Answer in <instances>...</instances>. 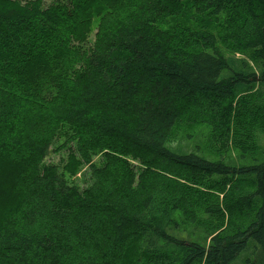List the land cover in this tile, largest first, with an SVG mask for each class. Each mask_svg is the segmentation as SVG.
Here are the masks:
<instances>
[{
	"label": "trees",
	"instance_id": "obj_1",
	"mask_svg": "<svg viewBox=\"0 0 264 264\" xmlns=\"http://www.w3.org/2000/svg\"><path fill=\"white\" fill-rule=\"evenodd\" d=\"M90 1L66 11L0 0V163L17 151L36 164L48 156L52 138L20 125L34 113L86 136L77 145L90 170L84 192L60 165L13 181L0 204V264H264V156L228 167L185 152L180 138L181 128L204 125L227 143L234 101L264 85V0H188L211 19L242 9L219 38L163 30L176 10L126 0L85 46ZM220 40L253 51L260 72L225 58ZM105 140L133 163L120 181L89 158ZM236 176L246 191L226 200Z\"/></svg>",
	"mask_w": 264,
	"mask_h": 264
},
{
	"label": "rangeland",
	"instance_id": "obj_2",
	"mask_svg": "<svg viewBox=\"0 0 264 264\" xmlns=\"http://www.w3.org/2000/svg\"><path fill=\"white\" fill-rule=\"evenodd\" d=\"M21 5H27L32 0H15ZM126 0H91L92 21L88 27L89 34L87 40L79 43L91 46L95 40H99L104 32L107 22L112 19L115 13L122 9V3ZM166 8L176 10V17L170 18L166 25L161 26L163 30L186 28L194 32H211L217 38L226 34L230 23L238 18L242 9L237 7L226 8L219 19H211L206 14H196L190 6L188 0H162ZM79 0H41L43 8L59 7L66 11L76 9ZM85 8L81 9V14ZM241 22H243L244 17ZM218 48L225 58L233 62H240L246 67L245 71L258 74L260 61L251 50L244 49L237 42L218 41ZM40 109L39 106L36 107ZM43 109H41L42 111ZM235 117L233 120V131L227 143L214 141L215 133L204 125L186 126L181 128V140L184 141L185 152L192 151L200 157L218 162L226 166H233L238 169L252 166L253 160H259L264 156V85L255 86L245 94L239 96L234 101ZM21 126L24 132L38 139L52 138L53 146L48 156L39 164L28 154L17 151L11 157V161L6 160L0 163V204L8 199L10 192L14 189L13 181L20 184H28V180L35 174H39L42 166L60 165V172L66 182L71 186H77L84 192L90 182L88 178L90 170L88 165L83 163V159L78 153V141L86 136L78 129L69 128L44 116L39 120L37 115L31 113L30 116L22 115ZM236 130L237 132H234ZM243 135V137L241 136ZM87 150V148H86ZM91 163L94 164L100 173H106L112 179L121 180V175L127 170L126 163L133 164L128 159L118 155L113 148L112 140H105L99 145H95L89 153ZM7 164V165H6ZM125 169V170H123ZM17 175V176H16ZM19 177V178H16ZM233 177L235 193L228 192L226 200H231L237 194L246 191L245 181ZM250 177L249 180H252ZM219 182L223 179L218 178ZM248 183V182H247ZM246 183V185H247ZM251 185V184H250ZM228 188V187H227ZM202 189V188H201ZM223 196L219 195L221 201ZM206 217V216H205ZM203 235L200 236L202 238Z\"/></svg>",
	"mask_w": 264,
	"mask_h": 264
},
{
	"label": "bare ground",
	"instance_id": "obj_3",
	"mask_svg": "<svg viewBox=\"0 0 264 264\" xmlns=\"http://www.w3.org/2000/svg\"><path fill=\"white\" fill-rule=\"evenodd\" d=\"M194 202H196V201H194ZM199 209V208H198Z\"/></svg>",
	"mask_w": 264,
	"mask_h": 264
}]
</instances>
